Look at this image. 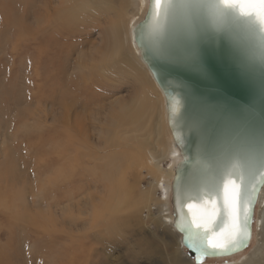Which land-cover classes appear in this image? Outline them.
Returning a JSON list of instances; mask_svg holds the SVG:
<instances>
[{
	"label": "rangeland",
	"instance_id": "374dc122",
	"mask_svg": "<svg viewBox=\"0 0 264 264\" xmlns=\"http://www.w3.org/2000/svg\"><path fill=\"white\" fill-rule=\"evenodd\" d=\"M106 1L72 0V10L83 19L71 32L63 30L53 19L62 0H41L34 9L30 0H0V264H264V251L258 252L262 237L257 233L242 254L225 259H201L182 247L181 235L173 227H164L168 201L156 197V189L162 188L164 178L156 175L151 160L159 159L164 152L167 155L174 143L166 113L160 124L164 97L140 54H135L131 64L141 68L142 74L138 71L135 75L134 69L128 70L124 65L98 71L104 60L110 63L114 57L115 9L125 10L129 18L138 13L139 0ZM96 4L99 9L94 7ZM35 9L39 15L33 12ZM14 20L22 23L20 28ZM130 46L134 52L132 42L129 51ZM71 81L85 86L82 101L94 100L96 105H90L88 114L97 105L102 106L104 112L99 118L109 115L108 108L117 105H122L123 110L126 106L129 110L139 108L143 106L144 93L152 94V104L140 112L142 125L131 136L133 141L129 138L127 150L126 135L133 124L126 125L124 135H117L120 149L114 167L117 166L118 176L115 182L121 187L119 194L109 201L106 189L87 190L81 196L82 205L79 204L87 209L81 224L75 220L63 223L67 211L73 214L78 208L70 206L65 198V180L57 185L50 183L63 164L62 158L56 154L55 158L41 157L38 152L41 145L45 151L54 145L60 147L59 153L62 151L63 140L57 135L63 129L64 111L54 99L59 98L62 84ZM86 125L95 141L100 132L99 123L87 117ZM139 145L145 149L143 158L137 150ZM95 148L100 151V147ZM114 151L102 147L98 164L105 163ZM129 153L137 156V164ZM11 163L16 171L13 170V175L7 172ZM176 164L172 159L161 163L166 171L175 170ZM87 166L93 163L88 162ZM10 175H17L18 180L10 181ZM168 180L163 190L170 191L172 178ZM122 188L127 191L123 195ZM101 200L109 205L115 200L111 205L118 211H108ZM56 201L59 203L55 204ZM94 204L100 207L99 219L92 213ZM41 217H47L48 224L55 225V230L58 228L61 233L46 234L41 229L43 232L38 235L33 223ZM109 220L111 225L106 224ZM71 248V252L66 251ZM52 253H73L76 258L74 262L59 261ZM77 253L82 257L77 258Z\"/></svg>",
	"mask_w": 264,
	"mask_h": 264
},
{
	"label": "water",
	"instance_id": "95a60500",
	"mask_svg": "<svg viewBox=\"0 0 264 264\" xmlns=\"http://www.w3.org/2000/svg\"><path fill=\"white\" fill-rule=\"evenodd\" d=\"M133 39L182 157L170 187L182 247L242 254L264 188V0H148Z\"/></svg>",
	"mask_w": 264,
	"mask_h": 264
},
{
	"label": "bare ground",
	"instance_id": "6f19581e",
	"mask_svg": "<svg viewBox=\"0 0 264 264\" xmlns=\"http://www.w3.org/2000/svg\"><path fill=\"white\" fill-rule=\"evenodd\" d=\"M40 1L41 0H30L31 5L33 4V6H32L33 9L35 8V6H37V4H39ZM44 1H46V0H44ZM74 1H76V0H74ZM106 2L108 3V1H106ZM62 3H63L62 6L59 8L56 15H54L53 19L59 23V26L63 30H67V31L72 32V31L76 30V27L79 24L82 23L81 20L83 19V17L81 14L77 13V11L75 9L72 10V4H73L72 0H62ZM42 5H44V4H42ZM126 6L127 5H125V7ZM94 7L96 9L100 8L99 6H97V4ZM147 7H148V0H139L138 1V13L136 15H132L130 18H129L128 12L125 13V10L123 11L119 7L115 9V22L113 23V25L111 24L112 30H113V41H114L113 42V45H114L113 55H114V57L111 59L110 63L107 62L108 64L106 63V60H104L105 63H101V65L98 67V69H99L98 71L103 70L105 68L107 70H112L113 67H116L119 65H124L125 67H127L128 70L134 69L135 75L138 74V71H141V74H142L141 68L131 64V60H132V58L135 57V54H138V55L140 54V52H139V50H138V48L134 42V39H133V29L139 23L140 19L145 15ZM40 8L41 7H39V9ZM42 9H44V7ZM109 9L110 8H108V10ZM33 12L38 14V9L33 10ZM38 15H36V16L38 17ZM127 16L129 19L127 18L126 20H124L123 18L124 17L126 18ZM14 21L16 22V25L18 26V28H20L22 23H20L19 21L17 23L16 20H14ZM129 41L134 44V47H133L135 50L134 52H133V49L131 48V46H130V51H129V45H130ZM125 45H127V47H125ZM131 50H132V53H131ZM94 67H95V65L91 68V70ZM147 69H148V67H147ZM148 71L150 72L149 69H148ZM63 74H65V73H63ZM150 74H151V72H150ZM152 78H153V76H152ZM153 80H154V78H153ZM154 82L156 83L155 80H154ZM82 83L84 84V82H82ZM156 85H157V83H156ZM83 88H85V86L82 85L81 83L76 84L75 82H72V81H71V83H64V84H62V91L57 96L59 98L54 99V97H53V99L56 102H59L62 105L63 111H64L63 117H62L63 129L57 135V138H62V140H63L61 153H59V151H58L60 149V147H57L55 145L52 147V149H50L48 151L43 150L42 145L38 149L39 156H41V157L42 156H44V157H46V156L47 157H53L54 156V158H55L58 156L59 158H62V160H60V162H61V164L62 163L63 164H62V166L60 165V167H59L60 170L57 171V174L55 175V177H53V179L50 181V183H51V185L52 184L57 185V184H60L61 182H64V180H65V182H66L65 198L68 200L70 206H78V208L75 210V212L73 214L71 213V211H67L66 216L63 218L64 224L67 223V221L71 222L73 220H75V222H78L80 224L84 221L83 217L87 213V209L81 208L79 206V204L81 203L80 202V200L82 199L81 196L84 195V193L87 190H91L92 187H102L103 189H106L105 191L109 192V201L114 199L117 196V194H119L121 187H120V184H118V182H115L116 178H118V176H117V172H116L117 170H115V169H117V166L114 167L115 166L114 163L117 161L116 159L118 157L117 151H119V149H120V143L118 142L117 135H119V134L124 135L127 132V130L125 129L126 125L129 126V122H131L133 124V129L130 132L128 130V133L126 135L128 137V141L126 143L125 150H127L129 148V138L131 141H133L131 136L132 135L134 136V134L136 132H138L137 127H140L142 125V123L140 122V112L143 111L144 108L147 107V105L149 106L152 104L151 103L152 94H151V96H149V95H145V93H144V95H143V96H145L144 102L145 101L146 102L144 103L142 101L143 103H141V104H143V106L136 108L134 110H129V106H126L123 110L122 105H117L116 107L108 108L109 111H111L109 113V115L106 114L104 118H99L102 116V114L104 112V110L102 109V106H100V105L99 106L97 105V109H95L93 111V113L88 114L86 112L89 109H91V107L93 105H96V104H93V103H95L94 100H90L88 103H86V101H82L80 99L81 96L84 94ZM158 88H159V86H158ZM160 91H161V89H160ZM161 93H162V91H161ZM162 95H163V93H162ZM163 97H164V95H163ZM90 105H92V106L90 107ZM165 113L167 115L166 102H165V98H164L162 108H161V115H160L162 122L160 121V124H162L163 121L165 120ZM87 117L94 118V121L98 122L100 125V129H99L100 132H99L98 137L95 141H92L93 137L90 134L91 132H89V129H87V125H86ZM101 128H102V130H101ZM110 131H111V133H110ZM140 131H141V129H140ZM139 139H142V138H139ZM96 141H98V143ZM95 147H100L99 148L100 151H98V149H96ZM102 147H103V149H114L116 151H114V153L111 154V156L108 159H106L107 161L105 163L100 162L98 164L99 160L102 157L101 156ZM169 148H170L169 153L167 155L164 152V153H162V155L159 159L151 158L152 163H153L152 165H154V169L156 171V175L159 177H163L164 180H166V181H164V180H162L163 178H161V180H162L161 185H160V187H162L161 189H163V186L167 187L168 181H169L168 179H171V178L173 179V176H174V170L169 169L168 171H166L164 166L161 165V163H163L164 160H166V159H168V160L172 159L175 163H178L179 161L182 160V157H181L179 150L177 149L175 143H172V146H170ZM137 150L140 153L139 155H141V157L143 158V156H144L143 153L145 150L144 147L142 145H139ZM179 155H180V157H179ZM129 157L133 158L135 164L138 163L137 156L133 155V153H129ZM38 161H40V160H38ZM88 162L93 163V166H87ZM41 165H43V161H41ZM44 166H47L45 161H44ZM13 170H14V172H16L14 164L11 163L9 165V167L7 168V172L9 174L13 175ZM42 170H44V169H42ZM40 173H42V172H40ZM12 175H10L8 177V179L12 182L13 181L15 182L16 179L18 178V176L17 175L12 176ZM124 192H127V191H125L122 188V195ZM164 192L166 193V196H168V194L170 193V191L166 190V188L164 189ZM16 194L17 193H15V195ZM65 198H63V200ZM54 201L55 200H53V202ZM101 201L106 203L108 211H110L112 213L115 211H118V210H115V207H113L111 205V204L114 205L115 200L110 205L107 203L108 201H106V200H101ZM57 203H59V202L56 201L55 204H57ZM81 205H82V203H81ZM56 206L58 207V205H56ZM66 209L67 208H65V210ZM99 211H100V207L98 205L94 204L92 213L98 219L100 216ZM257 213H258V217L255 218L253 238H254V234H256V233L262 237L260 240V248L258 250V252L262 253L264 251V188L262 189L261 194H260L259 203L257 206ZM111 215H109V216H111ZM109 216L107 215V217H109ZM55 220H57V219H54V221ZM159 223H161V222H159ZM106 224L111 225L110 220ZM54 226L55 225L51 226L48 224L47 217L46 218L45 217L38 218V220L34 221V223H33V229L37 234L40 233V231H42V230H44V232L46 234L47 233L48 234H54V233L59 234V233H61V232H58V230H57L58 228L55 230ZM164 227H166V228L167 227H173V223L168 225L166 223V220H165ZM109 228H111V226H109ZM75 229H77V228H75ZM42 232H41V234H42ZM72 249L73 248L66 249V251L71 252ZM45 251H47V250H45ZM52 255L55 258H60L59 261H67L68 262V260L73 261L76 258L73 256L74 255L73 253H70V254L64 253L63 255H56L55 253H52ZM81 257L82 256H79V254L77 255V258H81ZM178 264H179V262H178Z\"/></svg>",
	"mask_w": 264,
	"mask_h": 264
},
{
	"label": "built area",
	"instance_id": "2783aa9c",
	"mask_svg": "<svg viewBox=\"0 0 264 264\" xmlns=\"http://www.w3.org/2000/svg\"><path fill=\"white\" fill-rule=\"evenodd\" d=\"M169 195H170V193L168 194V196H166V193L161 188L160 189L159 188L156 189V197H160L162 200H165V201L167 200L168 201V206H167V209L168 210L165 212V216H167V219H165V220H166V223H168V224L173 223V215L171 213V206H170V198H169ZM154 208H153L154 211H158L156 209V207H154Z\"/></svg>",
	"mask_w": 264,
	"mask_h": 264
}]
</instances>
